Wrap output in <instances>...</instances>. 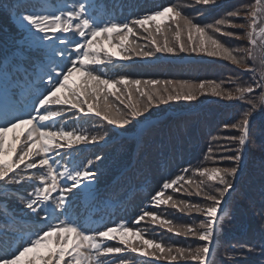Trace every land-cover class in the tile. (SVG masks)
Segmentation results:
<instances>
[{
	"label": "snow or ice",
	"instance_id": "6c2138e0",
	"mask_svg": "<svg viewBox=\"0 0 264 264\" xmlns=\"http://www.w3.org/2000/svg\"><path fill=\"white\" fill-rule=\"evenodd\" d=\"M218 3L172 0L134 13L124 0H0L20 33L16 47L0 55V264H215L210 254L231 219L223 205L237 191L252 118L264 111V0H241L210 22H201L202 10L189 12ZM157 53L204 54L236 75L145 79L98 67ZM209 93L239 107L220 122L204 161L162 177L134 220L94 219L98 201L122 202L102 200L95 186L103 157L81 163L78 154L107 144L109 133L142 150L161 105ZM89 121L100 130L82 127ZM162 208L190 222H176ZM259 215L264 222V209ZM144 223L197 246L149 238ZM251 254L264 264V236L230 245L223 261L237 264Z\"/></svg>",
	"mask_w": 264,
	"mask_h": 264
},
{
	"label": "trees",
	"instance_id": "16d2710c",
	"mask_svg": "<svg viewBox=\"0 0 264 264\" xmlns=\"http://www.w3.org/2000/svg\"><path fill=\"white\" fill-rule=\"evenodd\" d=\"M56 3V0H52ZM5 6L7 0H3ZM136 13L150 9L157 4H167L172 0H124ZM246 2V0H245ZM241 0H219L215 6H197L189 9L190 13L204 11L199 19L210 22L223 12L232 9ZM129 9H126L128 11ZM20 33L6 11H0V55L16 47ZM233 44L239 42L232 41ZM123 67L111 65L98 66L100 71L109 75L128 74L133 78L186 79L198 81L200 79L218 82L228 76L236 75L234 67L217 58L204 54H160L150 59L133 57L131 61H120ZM239 105L213 97L210 93L199 96L192 102H173L171 106L161 105L160 110L153 113L154 117L164 116L157 120L156 128L147 131L142 150H137L130 140L115 139V134L109 133L112 139L107 144L90 145L78 155L81 163L96 155L103 157L96 162L99 174L96 178V188L99 189L101 199L119 197L114 209L109 204L105 206L98 201L94 219L106 217L111 213L117 218L132 221L138 214L139 208L147 201L150 190H159L163 178L173 177L189 164L195 166L204 161L209 142L216 135L220 122L235 112ZM95 121L82 124L90 132L100 129L92 127ZM212 166V165H207ZM224 166H230L225 162ZM241 172L237 177V191L227 197L225 209L229 211L231 219L225 218L224 228L219 234V240L213 247L210 259L215 264H224L223 257L230 250V245L242 240H258L264 236L260 211L264 209V111L257 110L252 118V146L240 165ZM113 189H116L113 195ZM170 191V190H169ZM178 195V194H177ZM193 202H199L193 200ZM14 205V201L11 202ZM162 211L176 222H190L187 216L173 213L171 209ZM192 220L198 223L199 217L193 214ZM141 227L149 233V238L163 239L168 243L182 246L196 247L197 244L189 238L177 237L172 233L157 230L153 233V226L144 223ZM125 259L132 258L125 255ZM152 259V258H149ZM260 256L256 254L241 258L237 264H258ZM112 264H120L114 259ZM143 264V258H140ZM155 264H167L159 261Z\"/></svg>",
	"mask_w": 264,
	"mask_h": 264
}]
</instances>
